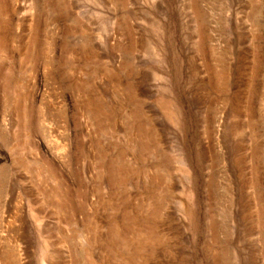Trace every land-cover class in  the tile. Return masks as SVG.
Instances as JSON below:
<instances>
[{"label":"rangeland","instance_id":"obj_1","mask_svg":"<svg viewBox=\"0 0 264 264\" xmlns=\"http://www.w3.org/2000/svg\"><path fill=\"white\" fill-rule=\"evenodd\" d=\"M0 264H264V0H0Z\"/></svg>","mask_w":264,"mask_h":264}]
</instances>
